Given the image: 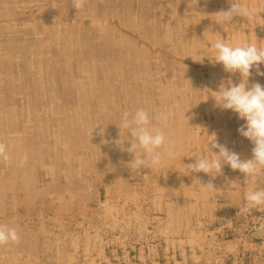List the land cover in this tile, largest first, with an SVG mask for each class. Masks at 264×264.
<instances>
[{"label": "rangeland", "instance_id": "obj_1", "mask_svg": "<svg viewBox=\"0 0 264 264\" xmlns=\"http://www.w3.org/2000/svg\"><path fill=\"white\" fill-rule=\"evenodd\" d=\"M244 2L256 14L221 26L230 0H0V225L19 236L0 264H264L244 174L185 172L207 134L251 157L244 121L210 96L239 74L198 61L218 38L264 47V9ZM138 108L169 114L152 121L160 167L130 163L120 120Z\"/></svg>", "mask_w": 264, "mask_h": 264}, {"label": "clouds", "instance_id": "obj_2", "mask_svg": "<svg viewBox=\"0 0 264 264\" xmlns=\"http://www.w3.org/2000/svg\"><path fill=\"white\" fill-rule=\"evenodd\" d=\"M84 0H74V8L82 7ZM231 6L227 10H220L215 14V23H233L234 17L251 19L254 10L244 0H230ZM259 7L264 9V0H260ZM214 64H221L223 70L229 74L238 73L240 80L234 83L231 78L222 80L218 91H210L214 95L215 107L222 110H231L237 118L244 123L237 129L240 136L246 138L253 145L251 157L241 159L239 153L232 151L226 145L216 142L215 134H207L212 137L207 143V150L211 155H201L195 158L194 163L185 165L186 173L203 172L216 177L221 173L222 167L227 165L232 170H238L244 174L248 188L245 193L244 211L264 207V85L258 82L249 86V78L252 71L264 76L261 65H264V47H258L254 43L237 41L226 43L218 38L210 44V54L202 56ZM204 90H208L205 88ZM208 99V98H207ZM206 99V100H207ZM169 119L167 112H158L150 115L144 108H138L132 113H123L120 120V129H123L130 138L126 151L131 153L133 163L137 169L157 168L162 166L163 155L161 149L166 145V137L163 131L152 125V121L166 124ZM211 144V148L209 145ZM211 149H217L213 152ZM4 146L0 145V156H4ZM169 157L175 152L171 146L167 149ZM6 158V156H5ZM213 173H217L213 175ZM187 175V174H186ZM202 186L213 188L211 183ZM19 236L15 228H6L0 225V246L16 243Z\"/></svg>", "mask_w": 264, "mask_h": 264}]
</instances>
